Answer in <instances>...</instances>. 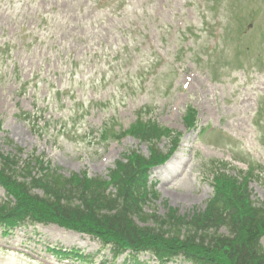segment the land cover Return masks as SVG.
<instances>
[{"label": "rangeland", "instance_id": "1", "mask_svg": "<svg viewBox=\"0 0 264 264\" xmlns=\"http://www.w3.org/2000/svg\"><path fill=\"white\" fill-rule=\"evenodd\" d=\"M263 36L264 0H0V148L10 152L9 140L22 157L43 155L65 177H105L123 151L147 155L131 138L99 144L105 122L126 129L136 111L149 109L159 125L185 133L182 117L191 105L199 127L211 129L200 140L186 135L169 169L154 174L162 194L153 209L160 218L167 208L181 216L202 210L212 195L210 161L231 163L238 149L264 173ZM250 189L253 201L264 202V174ZM48 245L100 248L37 226L0 237V264H78L57 263ZM108 259L103 251L95 264Z\"/></svg>", "mask_w": 264, "mask_h": 264}, {"label": "trees", "instance_id": "2", "mask_svg": "<svg viewBox=\"0 0 264 264\" xmlns=\"http://www.w3.org/2000/svg\"><path fill=\"white\" fill-rule=\"evenodd\" d=\"M132 135L140 138L152 133L151 125L133 128ZM3 170L15 175L30 179V188L40 189L43 197L29 195V188L24 183H17L14 179H0V183L10 192L14 193L18 200L16 212L19 219H29L31 222H53L82 232L91 233L102 238L112 240L118 245L126 247H143L145 243L153 244L162 257H171L182 254L187 260L197 262L198 259H206L207 264H264V246L247 241L248 231L260 228L264 231V212L252 204L244 203V207L237 215L226 211L231 208V202L225 198V184H222L217 197L211 203L212 211L206 218L197 217L195 220H187L178 224L185 227L187 234L199 235L209 243L204 245L196 241L194 236L179 238L177 227L168 225L175 235L172 240L155 237L151 231L139 232L129 219L136 216L142 221L150 218L145 212L146 205L139 197V190L134 188L131 194H127L126 186L131 176L132 168H143L142 160L135 154L128 156L127 164H117L116 173H119V193L117 199L111 201V195L103 189H97L88 182H78L77 179H66L43 165L38 167L35 176H32L35 165L28 162L20 171L15 170L17 162L0 155ZM36 163V159H31ZM12 185V188L8 186ZM233 197L242 200L247 198L245 190L240 191V196L235 197V184H230ZM10 192V193H11ZM115 196H112V199ZM104 211L105 213H103ZM114 211L112 214L111 212ZM0 216L2 213L0 211ZM151 219V218H150ZM206 220V221H205ZM169 223V222H168ZM221 225H230L235 236L240 233V243H234L230 239L222 241L217 233L209 235L210 230H218ZM135 237V238H133ZM224 239V238H223Z\"/></svg>", "mask_w": 264, "mask_h": 264}]
</instances>
